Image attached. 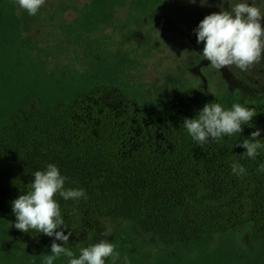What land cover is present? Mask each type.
I'll return each mask as SVG.
<instances>
[{"label": "trees", "instance_id": "trees-1", "mask_svg": "<svg viewBox=\"0 0 264 264\" xmlns=\"http://www.w3.org/2000/svg\"><path fill=\"white\" fill-rule=\"evenodd\" d=\"M117 4L92 0L69 21L73 3L53 5L43 19L0 0V264H44L51 254L55 238L17 230L11 206L48 164L66 188L87 194L55 197L72 233L64 247L76 258L108 231L116 264H264V148L253 160L237 146L257 130V115L242 134L200 145L183 124L154 115L165 106L151 88L91 81L115 78L122 63L115 33H106ZM32 24L45 27L42 46ZM114 88L129 106L101 112L91 97ZM235 103L221 99L225 110ZM134 104L152 113L136 117ZM233 162L246 174L234 175Z\"/></svg>", "mask_w": 264, "mask_h": 264}, {"label": "flooded vegetation", "instance_id": "flooded-vegetation-1", "mask_svg": "<svg viewBox=\"0 0 264 264\" xmlns=\"http://www.w3.org/2000/svg\"><path fill=\"white\" fill-rule=\"evenodd\" d=\"M91 1H70L73 7L67 8L65 13L72 11L74 17L71 20H74L79 15L78 10ZM114 2L118 3L114 10L115 24L107 28L106 33H115L113 50L119 53L122 63L115 78H93L91 81H131L146 89L163 85L164 90L154 92L153 96L165 108L154 115L169 118L176 128L183 124L184 119L196 118L205 104L216 102L221 105L222 97L230 96L255 109L257 129L261 131V140H264V60L246 72L235 66L216 70L204 60V45L197 42L195 34L206 16L230 10L231 6L240 2L254 4L264 13V0ZM193 3L198 6L193 8ZM63 18L68 19L64 15ZM91 100L101 112L104 109L123 110L129 106V98L118 88L99 90ZM133 107L136 117L145 118L152 113L137 104ZM143 122L150 126L144 119Z\"/></svg>", "mask_w": 264, "mask_h": 264}, {"label": "clouds", "instance_id": "clouds-1", "mask_svg": "<svg viewBox=\"0 0 264 264\" xmlns=\"http://www.w3.org/2000/svg\"><path fill=\"white\" fill-rule=\"evenodd\" d=\"M15 3L29 16L34 17L46 0H15ZM262 21L264 13L261 9L246 2L231 6L230 10H221L206 16L195 30L197 42L204 45V60L216 70L235 66L246 72L259 64L264 60ZM255 116V109H249L240 103L225 110L219 103L212 102L205 104L196 118L184 119L183 126L195 142L204 145L210 141L219 142L225 136L242 134V126L252 124ZM260 136L261 131L257 129L251 133L250 138L243 139L237 145L246 149L242 157L256 159L258 150L264 148V140L259 139ZM231 170L237 176L246 174V169L239 162H233ZM258 171L264 173V164L259 166ZM66 181L68 178L62 176L54 164H48L44 171H36L29 185L30 190L11 204L17 221L14 227L23 233L34 231L55 238L51 244V254L43 256L44 264H54L62 255L69 258L68 264H105L109 258L112 264H116L120 253L116 251L115 244L107 239L111 235L108 231L102 233L105 239L82 248L78 258L73 251L64 247L72 233L65 234L61 206L55 197L59 195L65 201L87 199L85 190L66 188Z\"/></svg>", "mask_w": 264, "mask_h": 264}, {"label": "rangeland", "instance_id": "rangeland-1", "mask_svg": "<svg viewBox=\"0 0 264 264\" xmlns=\"http://www.w3.org/2000/svg\"><path fill=\"white\" fill-rule=\"evenodd\" d=\"M70 1L85 2L88 0H46L45 5L40 9L42 11L41 13L43 14L41 16V18L47 19V15L51 12V7L53 5H58L60 3H64L67 5L68 3H70ZM197 6H198V4H195V3H193V5H192L193 8H195ZM208 8H210V6H208ZM208 13H209V11H208ZM64 17H67L68 18L67 20L71 21V19L74 17V13L72 11H70L68 14L65 13ZM31 27H32L33 33L36 34V39H37L38 43L42 46L43 38L45 37L44 36L45 27H43L41 24H32ZM61 60H63V59H61ZM162 86L163 85L158 84L157 86H152L151 89L154 90V92H157L159 90H164V88ZM110 227H112V226H110Z\"/></svg>", "mask_w": 264, "mask_h": 264}]
</instances>
